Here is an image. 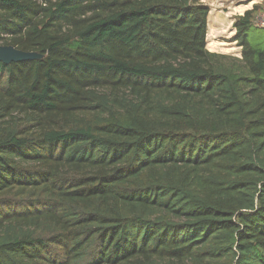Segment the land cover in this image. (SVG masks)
Wrapping results in <instances>:
<instances>
[{
	"label": "trees",
	"instance_id": "trees-1",
	"mask_svg": "<svg viewBox=\"0 0 264 264\" xmlns=\"http://www.w3.org/2000/svg\"><path fill=\"white\" fill-rule=\"evenodd\" d=\"M258 9L0 0V264H264Z\"/></svg>",
	"mask_w": 264,
	"mask_h": 264
},
{
	"label": "rangeland",
	"instance_id": "rangeland-1",
	"mask_svg": "<svg viewBox=\"0 0 264 264\" xmlns=\"http://www.w3.org/2000/svg\"><path fill=\"white\" fill-rule=\"evenodd\" d=\"M209 8L207 17L206 48L211 53L240 58V48L232 38L235 31L232 24L236 17L242 16L246 11L259 7L255 26L260 27L264 21V0H202ZM250 41L255 44L254 35L250 34Z\"/></svg>",
	"mask_w": 264,
	"mask_h": 264
},
{
	"label": "water",
	"instance_id": "water-1",
	"mask_svg": "<svg viewBox=\"0 0 264 264\" xmlns=\"http://www.w3.org/2000/svg\"><path fill=\"white\" fill-rule=\"evenodd\" d=\"M41 55L34 52L19 51L11 46H0V63L8 65L23 61L40 60Z\"/></svg>",
	"mask_w": 264,
	"mask_h": 264
},
{
	"label": "built area",
	"instance_id": "built-area-1",
	"mask_svg": "<svg viewBox=\"0 0 264 264\" xmlns=\"http://www.w3.org/2000/svg\"><path fill=\"white\" fill-rule=\"evenodd\" d=\"M263 26H264V21H262V23H261L260 27H263Z\"/></svg>",
	"mask_w": 264,
	"mask_h": 264
}]
</instances>
